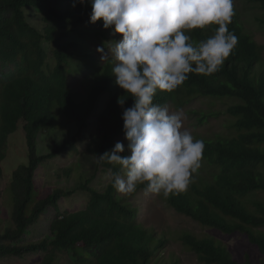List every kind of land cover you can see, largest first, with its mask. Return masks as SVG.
Segmentation results:
<instances>
[{
    "label": "trees",
    "instance_id": "16d2710c",
    "mask_svg": "<svg viewBox=\"0 0 264 264\" xmlns=\"http://www.w3.org/2000/svg\"><path fill=\"white\" fill-rule=\"evenodd\" d=\"M247 1L264 15V0ZM26 9L40 17L41 32L26 20ZM91 11L89 0H0V183L9 137L21 131L27 146V163L12 172L0 191V200L7 198L10 208L8 216L0 211V263L41 255V264H168L161 253L170 239L165 233L150 232L131 200L143 185L131 196L119 194L110 182L103 192L91 188L101 174L110 176V170H120L119 165L98 164L97 156L125 136L118 99H126L124 108L134 103L115 84L111 58L101 63L93 54L92 43L109 45L119 34L104 29L102 20L92 24ZM241 19L236 12L228 26L238 44L219 72L190 74L178 89L158 91L154 100L166 105L195 97L234 101L226 111L235 120L234 134L203 140L205 150L193 183L187 191L165 197L167 206L177 213L246 246L242 253L234 252L215 238L183 235L184 248L199 264H264L253 260L247 250L255 247L264 258V234L260 233L264 201L255 199L264 193V57ZM216 27L188 34L200 41L213 35ZM74 68L91 73L84 103L78 102L69 83ZM57 113L68 119L64 127L77 125L76 133L39 154V138L58 130ZM93 120L99 138L87 150L94 162L91 179L72 192L56 189L37 199L40 168L70 152L80 155L79 144ZM90 139L94 140L91 135ZM130 154L125 148L123 155ZM70 174L68 170L66 176ZM79 192L88 197L85 209L62 212V202ZM47 219L51 221L46 237L39 243L27 242L31 229Z\"/></svg>",
    "mask_w": 264,
    "mask_h": 264
},
{
    "label": "clouds",
    "instance_id": "9594fccd",
    "mask_svg": "<svg viewBox=\"0 0 264 264\" xmlns=\"http://www.w3.org/2000/svg\"><path fill=\"white\" fill-rule=\"evenodd\" d=\"M85 0H81L84 3ZM90 22L103 21L121 39L109 51L103 47L102 61L114 62L115 84L134 101L123 108L125 145L117 142L97 156L98 164L119 165L110 170L112 187L131 196L143 185L145 194L164 197L187 191L201 167L205 143L184 126L183 110L171 111L155 103L157 92L171 93L190 74L212 76L219 72L238 44L229 30L236 15L235 0H89ZM218 25L207 39L195 41L193 30Z\"/></svg>",
    "mask_w": 264,
    "mask_h": 264
},
{
    "label": "rangeland",
    "instance_id": "374dc122",
    "mask_svg": "<svg viewBox=\"0 0 264 264\" xmlns=\"http://www.w3.org/2000/svg\"><path fill=\"white\" fill-rule=\"evenodd\" d=\"M235 11L241 15V22L248 35H250L259 48L263 49L262 54L264 57V15L257 8L251 6L247 0H235ZM24 15L28 23L36 30H42V23L40 17L31 9L24 10ZM119 34L117 41L121 39ZM114 42L105 45L99 42H94L91 45L94 56L99 58L101 63L102 53L97 51L98 47H103L105 53L109 51ZM46 52L50 51L48 45H44ZM49 66L53 68L50 53ZM90 71L87 69L83 72H78L74 68V73L70 76V85L73 89L74 95L78 102L84 103L90 80L88 76ZM100 105H104L101 101ZM234 104L233 100L224 99H211L204 97H195L185 100L184 103H171L167 106L171 111L183 110L186 119L184 126L188 128L196 139H214L220 137L226 139L234 134L233 124L235 120L226 114L230 105ZM58 130L51 131L48 135L39 138L38 151L39 154L46 153L58 143L67 139L71 134H75L77 125L75 123L68 124L64 127L68 119L63 115L57 113ZM96 120H93L89 129L85 131L84 139L79 144L80 155L75 156L72 152L67 153L40 168L37 175L38 196L37 199L44 198L45 196L53 193L56 189L64 191H73L78 184H85L90 180L94 174L93 160L87 150L94 147V142L99 138ZM90 135L94 140L90 139ZM119 142H123L125 148L128 149V141L125 136L120 138ZM130 151V150H129ZM6 160L2 162V169L4 178L0 183V191H3L9 183L12 172L20 165L27 163V146L23 132L18 131L9 137L7 143V150L5 154ZM71 171L70 177L66 176L67 171ZM110 182L109 175L101 174L96 179L91 188L96 191L103 192ZM256 200L264 201V193H259L255 197ZM138 210V218L140 222L150 231L155 232L157 236L162 233L167 234L170 239L169 246L163 250L162 257L168 264L174 261H180L181 264H199L196 256L187 251L182 242L181 237L186 234H194L199 238H215L222 242L224 246L230 248L231 251L241 252L244 246L242 240L227 238L218 235L210 230L204 229L199 224L189 219L188 217L177 213L174 209L167 206L166 199L162 194H145L144 189L136 193L135 198L131 199ZM88 202V197L84 193H77L73 197L66 199L61 204L62 212L76 213L85 209ZM7 198L0 200V211L5 212L8 216L10 208ZM50 219H47L36 227L31 229L29 237L26 241L30 243H39L46 237L48 233V226ZM264 234V229L260 232ZM253 260L259 261L260 255L255 247H247ZM42 256H30L25 259L8 258L3 260L0 264H41Z\"/></svg>",
    "mask_w": 264,
    "mask_h": 264
}]
</instances>
